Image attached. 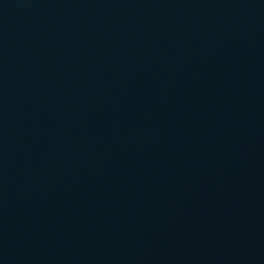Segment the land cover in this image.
Instances as JSON below:
<instances>
[{"label":"water","instance_id":"water-1","mask_svg":"<svg viewBox=\"0 0 264 264\" xmlns=\"http://www.w3.org/2000/svg\"><path fill=\"white\" fill-rule=\"evenodd\" d=\"M59 0H0V13Z\"/></svg>","mask_w":264,"mask_h":264}]
</instances>
